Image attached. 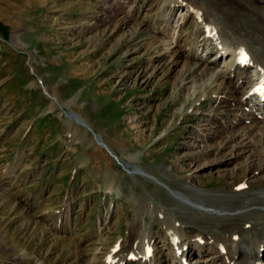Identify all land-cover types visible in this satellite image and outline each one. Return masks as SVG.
Segmentation results:
<instances>
[{
	"label": "rangeland",
	"instance_id": "rangeland-1",
	"mask_svg": "<svg viewBox=\"0 0 264 264\" xmlns=\"http://www.w3.org/2000/svg\"><path fill=\"white\" fill-rule=\"evenodd\" d=\"M167 1L0 0V264H94L97 256L103 262L108 248L128 240L150 203L146 227L163 251L161 263L174 258L161 242L164 222L157 211L174 210L193 246L186 262L212 264L216 250H196L195 233L215 228L225 234L247 219L240 211L209 207L192 213L168 188L190 178L193 190L228 196L246 176V191H259L264 140L241 151L242 139L232 142L233 131L223 122L235 114L244 118L233 129L238 134L252 115L262 121L264 109L233 111V104L216 103L210 88L204 99L203 81L194 76L182 87L188 52L181 48L184 57L173 65L176 42L184 47L190 34L197 41L205 31H197L192 18L182 26L183 6L169 14ZM194 1H203L208 23L224 34L230 33L229 19L261 32L255 17L235 11L228 0ZM242 2L264 11V0ZM173 24L182 31L168 50L156 40L161 35L155 27ZM75 113L138 170L126 169L100 147L92 131L71 117Z\"/></svg>",
	"mask_w": 264,
	"mask_h": 264
},
{
	"label": "bare ground",
	"instance_id": "bare-ground-1",
	"mask_svg": "<svg viewBox=\"0 0 264 264\" xmlns=\"http://www.w3.org/2000/svg\"><path fill=\"white\" fill-rule=\"evenodd\" d=\"M202 2L203 1L194 0H168L166 2L169 14L174 11L177 5L183 6L181 12H185V14L182 17V26L184 23H188L187 21L192 18L198 25L197 31L203 29L205 31L201 40L195 41L194 36L190 34L184 47H182L178 41L174 48L171 40L172 38L174 39L173 35L179 30V26L175 25V23L171 26L168 25L165 29L163 27H155L157 33L161 35L159 38L156 37V40L166 45L168 50L175 49L172 54L173 65L177 66L180 64V58L184 57L181 51L183 48H186L185 50L188 52L187 56H185L188 62H186V65L183 67V78L180 84L186 89L190 78L194 76L195 79L203 81L204 86H202V89L206 92L203 94L204 99L209 97L207 90L210 88L214 90L213 92H216V103L219 105L223 104L227 107H231L230 105L233 104V107H231L234 109L233 111L248 110L252 113L258 111L261 107L264 109V11L258 12V10H252L253 8L251 9L244 3L246 1L228 0L227 4L229 2L232 6H235V11L244 16L255 17L258 20V27L261 29V32L258 31V33L255 34L248 32L245 30L244 26H240L241 24L238 26L236 23L230 22L229 20L231 19H229L225 22V26L230 30V33L224 34L222 30L218 29L219 25L214 27L215 24H212V26L214 25L212 27L210 23H208L210 22L209 14L206 12L207 10H204ZM164 10L163 13L166 12ZM133 16L134 13L131 15L132 19ZM168 19L170 18L167 17V20ZM181 31L182 30H179L178 39L181 36ZM214 50H216L215 55L203 66L200 62L204 61V56ZM191 59L197 60L198 63L193 64L189 62ZM201 67L202 71L198 73ZM244 82L246 85H244ZM226 91L232 94V96L225 97L224 94H226ZM251 117L252 118H248L247 120H251L253 123L251 122L250 125L243 128V131L240 130L239 133L237 132L238 134H236L233 129L235 126L243 123L244 118L235 114V116L223 122L224 127L233 131L231 135L232 138L230 137L231 141L233 140L235 142L238 138L242 139L238 145L241 151H245L249 148L250 144H256L259 137L261 140H264V118H262V121L257 122L254 115ZM80 124L90 129L93 133L94 140L99 142L96 141V143H98L100 147L106 149L123 167L128 170H132L133 167L136 168L134 164L130 162L127 163L124 159L117 158L118 155L104 142L102 134L94 132L85 120V125L82 123ZM237 142H235V144H237ZM223 147L224 146H222V148ZM250 169L251 167H248V170ZM134 170L137 171L138 169ZM179 179L180 180L174 181V185H181H176L177 187L175 188L169 186L168 188L174 196V199L184 202L185 204L186 202L190 204L188 206L192 213L198 210L204 212L206 209L204 207H209L215 210L219 209L222 212L240 211L239 213L247 218L243 220L244 222L242 224H237L233 230L225 234H222L215 228L209 231L208 229L197 231L194 235V241L197 246L194 248L202 253H206L211 249L216 250L215 255L213 257L210 256L211 259L215 258L214 262L212 261L214 264L217 262L221 264H264V256H262L264 252V224L262 225L260 223L263 218L261 216H264V180L261 183L262 185L259 191H246L245 184H248L250 179L248 180L247 177L244 176V186L241 187V184H238L235 188L231 189L228 196H211L203 194L200 190H193V187L191 188L192 179ZM185 194H188V196ZM222 200L229 201L226 202L227 205H221L219 202ZM150 204L146 205V210L141 212L140 221H136V225H133L134 228L131 229L128 240L122 237V240L115 243L110 249H105L106 251H104L106 253H103V262H101L99 256H97L100 254L102 255V252H99L96 255L97 258L94 259V264H163L161 263V260L164 258L163 251L154 244V232L149 231L146 227L145 215L148 214V211L154 205ZM252 206L262 208L261 210L249 209L252 208ZM246 210L248 211L245 212ZM157 212L160 220L164 222L163 234L161 237H158L161 238V242L170 246V251L174 258L173 264H188L185 257H188L193 252V246L187 241L186 230L181 218L177 216L174 210H166L164 213ZM217 212L218 214L221 213L219 211ZM154 215H157L156 212ZM207 246H209V248H206ZM203 263L207 264L206 261Z\"/></svg>",
	"mask_w": 264,
	"mask_h": 264
},
{
	"label": "water",
	"instance_id": "water-1",
	"mask_svg": "<svg viewBox=\"0 0 264 264\" xmlns=\"http://www.w3.org/2000/svg\"><path fill=\"white\" fill-rule=\"evenodd\" d=\"M75 115H76V117H75V116H71V114H70V116H71L73 119H75L76 121H78V122L82 123L83 125H85V124H84V120L81 118V116H80L79 114H77V113H75ZM117 158H118V157H117Z\"/></svg>",
	"mask_w": 264,
	"mask_h": 264
}]
</instances>
